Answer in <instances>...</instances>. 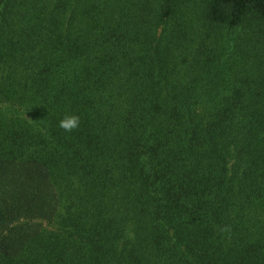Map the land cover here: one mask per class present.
Wrapping results in <instances>:
<instances>
[{
	"label": "trees",
	"instance_id": "1",
	"mask_svg": "<svg viewBox=\"0 0 264 264\" xmlns=\"http://www.w3.org/2000/svg\"><path fill=\"white\" fill-rule=\"evenodd\" d=\"M0 264H264V0H0Z\"/></svg>",
	"mask_w": 264,
	"mask_h": 264
},
{
	"label": "clouds",
	"instance_id": "2",
	"mask_svg": "<svg viewBox=\"0 0 264 264\" xmlns=\"http://www.w3.org/2000/svg\"><path fill=\"white\" fill-rule=\"evenodd\" d=\"M79 125V118L76 116L65 117L63 120L60 121V127L63 128L65 131H72L73 129L77 128Z\"/></svg>",
	"mask_w": 264,
	"mask_h": 264
},
{
	"label": "rangeland",
	"instance_id": "3",
	"mask_svg": "<svg viewBox=\"0 0 264 264\" xmlns=\"http://www.w3.org/2000/svg\"><path fill=\"white\" fill-rule=\"evenodd\" d=\"M231 164H232V162H231ZM231 164H230V166H231Z\"/></svg>",
	"mask_w": 264,
	"mask_h": 264
}]
</instances>
